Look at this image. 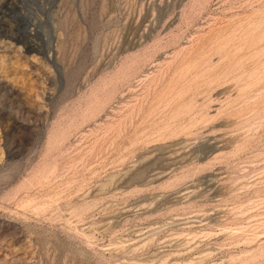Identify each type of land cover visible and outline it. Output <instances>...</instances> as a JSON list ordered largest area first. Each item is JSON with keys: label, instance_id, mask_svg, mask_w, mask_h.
<instances>
[{"label": "rangeland", "instance_id": "374dc122", "mask_svg": "<svg viewBox=\"0 0 264 264\" xmlns=\"http://www.w3.org/2000/svg\"><path fill=\"white\" fill-rule=\"evenodd\" d=\"M0 264H264V0H0Z\"/></svg>", "mask_w": 264, "mask_h": 264}]
</instances>
